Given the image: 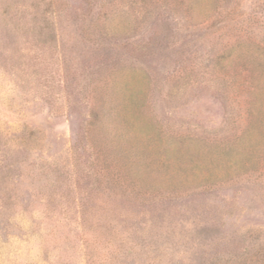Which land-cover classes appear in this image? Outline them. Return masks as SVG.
<instances>
[{
	"label": "rangeland",
	"instance_id": "1",
	"mask_svg": "<svg viewBox=\"0 0 264 264\" xmlns=\"http://www.w3.org/2000/svg\"><path fill=\"white\" fill-rule=\"evenodd\" d=\"M0 264H264V0H0Z\"/></svg>",
	"mask_w": 264,
	"mask_h": 264
}]
</instances>
